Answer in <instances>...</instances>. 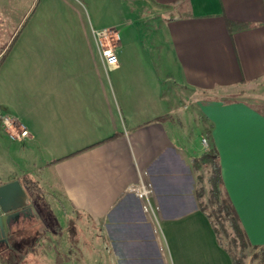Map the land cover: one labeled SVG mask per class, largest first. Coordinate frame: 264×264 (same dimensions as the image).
<instances>
[{"label":"crops","instance_id":"1","mask_svg":"<svg viewBox=\"0 0 264 264\" xmlns=\"http://www.w3.org/2000/svg\"><path fill=\"white\" fill-rule=\"evenodd\" d=\"M86 1L90 17L44 16L32 30L35 11L27 15L0 65V113L30 135L4 140L27 148L22 174L62 203L64 235L51 239L53 254L36 239L38 261L231 264L196 198L190 160L204 136L251 245L264 246V0H143L165 15L161 50L145 52L122 29L113 67L94 30L117 33L118 20L102 25L108 0ZM227 19L249 25L230 32ZM147 183L145 211L136 190ZM71 214L87 222L81 240L64 221Z\"/></svg>","mask_w":264,"mask_h":264},{"label":"rangeland","instance_id":"2","mask_svg":"<svg viewBox=\"0 0 264 264\" xmlns=\"http://www.w3.org/2000/svg\"><path fill=\"white\" fill-rule=\"evenodd\" d=\"M6 1L7 0H0L1 44L9 41L21 27V24L26 20L25 17L27 15H31L34 11V16L36 17L34 19V23H32V27H30L32 30H34L35 26L39 24V18L44 16H50L54 14H77L84 17H90V15H92L91 7L86 0H81L82 6H80L76 0H9L12 4V6L9 7L6 6ZM120 1L108 0L106 5H103V7H98V11L101 15L102 25L108 26L112 19L118 20L119 26L117 33L119 37L124 36L122 29H125L124 31L126 33L129 32L131 34L129 38L136 37V44L138 47H143L145 52H151L156 56L158 52L157 50H161L159 44L162 42L160 39L161 32L158 31V25L165 15H161L156 12H151L150 14V10H148V8L145 6V1L143 0ZM27 10L28 12L26 13L25 11ZM139 16L140 18H138ZM19 21H21L20 24H18ZM139 26H141V28ZM0 126L3 128L1 123ZM204 138L206 139L207 143L205 147L208 148V139L206 136H204ZM4 139L8 140L9 142H15L14 144H18L16 143L17 141H12L6 132L5 134H2L1 131V184L7 179L21 176L22 172L27 168L26 162L28 161L27 148H23L18 145L21 147V149L18 146H16V149L15 147H12V145L9 146V144ZM203 173L205 174V170ZM32 176L35 178L34 175ZM35 179L37 180V178ZM204 185L205 187H208L206 182H204ZM205 198L206 195L204 199ZM60 200L61 199H59L57 195L49 194L45 190V200L40 205H37L38 207L36 206V216H30V219L28 218V220H26L22 225L18 226V228H15L11 232L10 236L8 237V243H10V245L5 246L0 243V264H21V260L25 261L24 264H44L38 261L37 258L38 249L37 246H35L36 239H43L46 237L45 242L48 243L47 247L45 248L47 251H50V254H53L54 250L51 239L54 241L56 238L59 239L60 235H64V231L59 229L58 221L55 217V210L59 211V208H61L60 205L62 203ZM147 202H149V198ZM64 221H67V223H73L74 228L72 230V234L76 237H81L80 240L83 239L82 237L88 233L86 230L87 222L84 218L80 216L75 217V214H71L68 215V219ZM65 225L67 226V224ZM219 230L220 237L222 238L223 242H228V236H231V231L227 224H223V227H219ZM20 233H22V235H19ZM244 252L246 255L245 264H259L258 260L251 259V256L254 253L252 248H247L244 250Z\"/></svg>","mask_w":264,"mask_h":264},{"label":"trees","instance_id":"3","mask_svg":"<svg viewBox=\"0 0 264 264\" xmlns=\"http://www.w3.org/2000/svg\"><path fill=\"white\" fill-rule=\"evenodd\" d=\"M26 20L21 24V27L9 41L2 44L0 43V65L17 39L20 29L24 26ZM248 25L249 24L245 22L227 19V28L230 32L245 28ZM165 118H172V116L166 114L157 119L160 120ZM115 136L116 134H113L107 139ZM190 162L196 174V198L198 206L208 219L215 234L217 244L229 255L231 264H245L246 255L244 250L247 248H252L254 250L251 256L252 260H258L259 264H264V246L251 245L241 225L237 212L223 187L216 149L212 146L208 147L200 155L193 156ZM204 170L205 174L203 173ZM17 179L20 181L29 201L36 211V206L40 205L45 200L44 188L38 180L29 173H24ZM204 182L207 183L208 187H205ZM205 195L206 198L204 199ZM225 223L231 231V236H228V242L226 243L223 242L219 233V227H223Z\"/></svg>","mask_w":264,"mask_h":264},{"label":"built area","instance_id":"4","mask_svg":"<svg viewBox=\"0 0 264 264\" xmlns=\"http://www.w3.org/2000/svg\"><path fill=\"white\" fill-rule=\"evenodd\" d=\"M94 34L96 45L103 58L104 64L108 67L117 65L118 56L116 53V46L119 40L118 33L114 32L111 28H102L94 30ZM0 123L11 140H21L22 138L30 137L24 126L17 124L16 120L7 114L0 113ZM201 142L206 146L207 143L205 138H202ZM150 186V183L143 184L136 190L139 198L143 200V209L145 211L150 207V202H147L148 197L151 194Z\"/></svg>","mask_w":264,"mask_h":264},{"label":"water","instance_id":"5","mask_svg":"<svg viewBox=\"0 0 264 264\" xmlns=\"http://www.w3.org/2000/svg\"><path fill=\"white\" fill-rule=\"evenodd\" d=\"M25 211L31 215L36 214L35 208L29 204L28 196L20 181L13 179L0 184V237L5 239L11 221L17 220Z\"/></svg>","mask_w":264,"mask_h":264},{"label":"flooded vegetation","instance_id":"6","mask_svg":"<svg viewBox=\"0 0 264 264\" xmlns=\"http://www.w3.org/2000/svg\"><path fill=\"white\" fill-rule=\"evenodd\" d=\"M29 204L31 205V206H33L32 204H31V202L29 201ZM29 206V205H28ZM34 207V206H33ZM29 216H36V214L35 215H31L28 211H25L24 213H21L20 214V216H19V220L18 221H16L17 223L18 222H21L22 220L25 222L26 220H28V218L30 219V217ZM12 222V221H11ZM10 227H9V233L5 236V239L3 238V237H0V243L2 244H7V241H8V237H9V235H10Z\"/></svg>","mask_w":264,"mask_h":264}]
</instances>
